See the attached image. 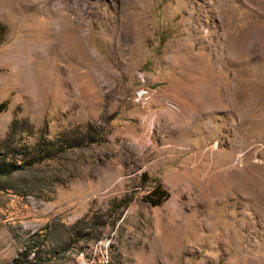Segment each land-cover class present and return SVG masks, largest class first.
<instances>
[{
  "label": "rangeland",
  "instance_id": "rangeland-1",
  "mask_svg": "<svg viewBox=\"0 0 264 264\" xmlns=\"http://www.w3.org/2000/svg\"><path fill=\"white\" fill-rule=\"evenodd\" d=\"M14 2L0 264H264V0Z\"/></svg>",
  "mask_w": 264,
  "mask_h": 264
},
{
  "label": "trees",
  "instance_id": "trees-1",
  "mask_svg": "<svg viewBox=\"0 0 264 264\" xmlns=\"http://www.w3.org/2000/svg\"><path fill=\"white\" fill-rule=\"evenodd\" d=\"M4 102H0V112L4 110ZM91 140L87 141L90 142ZM41 143L46 144L50 149L53 148L52 143L47 141V143L41 140ZM42 158V157H40ZM20 163H16L15 161L6 160L0 156V177L8 176L12 172L16 171L19 168ZM154 195V198L152 197ZM166 193L164 190L160 189L159 185H154L152 188L144 195V200L148 201V203L152 206L158 205L161 199H164Z\"/></svg>",
  "mask_w": 264,
  "mask_h": 264
},
{
  "label": "bare ground",
  "instance_id": "bare-ground-1",
  "mask_svg": "<svg viewBox=\"0 0 264 264\" xmlns=\"http://www.w3.org/2000/svg\"><path fill=\"white\" fill-rule=\"evenodd\" d=\"M15 0H0V5L2 6V7H6V6H12L13 5V3H15L14 2Z\"/></svg>",
  "mask_w": 264,
  "mask_h": 264
}]
</instances>
